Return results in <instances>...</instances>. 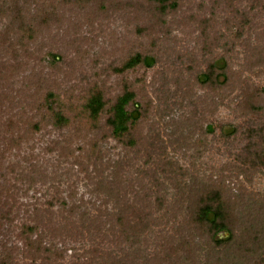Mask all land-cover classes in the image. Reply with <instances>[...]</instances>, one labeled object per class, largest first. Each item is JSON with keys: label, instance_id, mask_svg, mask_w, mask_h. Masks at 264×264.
<instances>
[{"label": "rangeland", "instance_id": "1", "mask_svg": "<svg viewBox=\"0 0 264 264\" xmlns=\"http://www.w3.org/2000/svg\"><path fill=\"white\" fill-rule=\"evenodd\" d=\"M137 54L154 66L126 67ZM126 90L141 117L119 140ZM215 191L235 231L221 254L264 264V0H0V264H145L175 240L219 264L192 224ZM122 218L150 222L138 246Z\"/></svg>", "mask_w": 264, "mask_h": 264}, {"label": "trees", "instance_id": "2", "mask_svg": "<svg viewBox=\"0 0 264 264\" xmlns=\"http://www.w3.org/2000/svg\"><path fill=\"white\" fill-rule=\"evenodd\" d=\"M170 1L172 0H158L163 11H166L170 7ZM138 64L151 68L154 66L155 60L153 58L143 57L142 55L137 54L127 62L126 67L131 68ZM211 74L212 73L204 75L203 79L205 82L212 80L213 75ZM131 104H136V93L134 91L126 90L110 107L111 115L108 118L107 123L112 130L113 136L119 140H125L126 138L131 140L137 122L140 120L141 113H139L137 108L129 109ZM105 106L106 101L103 96L101 94H97L90 97L87 109L92 118H98ZM47 108H49L50 111H53L54 118L56 119V124L58 126H64L68 123L67 117H65L60 111H55L52 103H48ZM194 208L195 210L192 224L196 229H198V231L202 230L203 234L209 237V240L211 241L210 243L212 244L208 255H212V253L218 254L219 258H221L218 261L219 264L220 262L225 264H234V255L221 254V251H228L230 249L233 250L231 245L235 239V231L233 229L234 221L231 214V208L222 200L220 192H204V194L199 197ZM118 222L122 228L121 236L119 238L121 243L126 237L129 238L131 231L133 232V230L136 229V231L132 233V238L134 240L133 243L135 246L139 245L137 239L142 237L144 230L149 229L151 226L149 221L146 222L145 219H142L138 223H135L136 227L133 230H128L127 219L124 220L122 218ZM130 227H132L131 222ZM222 232L228 233V236H220ZM158 241L162 249L168 246V237H163ZM192 245L194 244L184 241L181 244L179 243L176 245L175 240L171 246V251H169L170 253L162 254V251H157L152 259H147V263L145 264H149L152 260L154 264H186L184 260L179 257V252L187 251L188 253L195 255V248L193 249ZM228 253L231 252L228 251ZM133 257H136L135 254ZM131 258L132 256L126 255V258H117L116 262L114 261L113 264H139L138 258H133V261H131ZM104 263L106 262H103V264Z\"/></svg>", "mask_w": 264, "mask_h": 264}]
</instances>
